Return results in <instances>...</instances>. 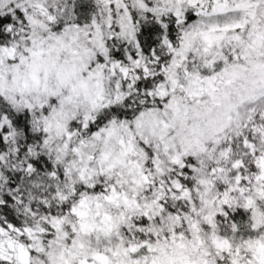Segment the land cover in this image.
<instances>
[{"label":"snow or ice","instance_id":"1","mask_svg":"<svg viewBox=\"0 0 264 264\" xmlns=\"http://www.w3.org/2000/svg\"><path fill=\"white\" fill-rule=\"evenodd\" d=\"M0 264H264V0H0Z\"/></svg>","mask_w":264,"mask_h":264}]
</instances>
